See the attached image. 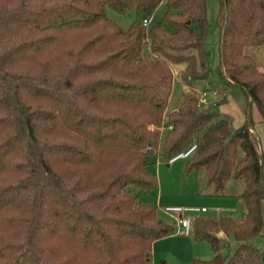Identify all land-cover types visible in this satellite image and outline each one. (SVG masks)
I'll list each match as a JSON object with an SVG mask.
<instances>
[{
	"label": "trees",
	"instance_id": "16d2710c",
	"mask_svg": "<svg viewBox=\"0 0 264 264\" xmlns=\"http://www.w3.org/2000/svg\"><path fill=\"white\" fill-rule=\"evenodd\" d=\"M108 6L141 18L124 29ZM217 25L222 84L248 101L233 132L195 91L208 76L207 0H0V264L17 240L38 264H152L154 242L176 229L151 200L153 168L195 144L186 169H205L214 195L232 178L245 186L240 216L195 217L194 238L213 257L194 264L264 263L253 243L264 152L252 113L264 121V71L245 51L264 44V0H220ZM178 63L185 90L168 110Z\"/></svg>",
	"mask_w": 264,
	"mask_h": 264
},
{
	"label": "rangeland",
	"instance_id": "374dc122",
	"mask_svg": "<svg viewBox=\"0 0 264 264\" xmlns=\"http://www.w3.org/2000/svg\"><path fill=\"white\" fill-rule=\"evenodd\" d=\"M219 5L220 0H207L209 29L204 52L208 76L197 82L195 91L198 97H200L202 92H207L209 103L205 105H211L222 115L230 117L231 131L233 132L244 122L248 101L239 87L227 86L222 84L221 81L218 45L220 31L217 25ZM106 10L108 16L124 29H128L134 20L141 18L140 13L135 9L121 13L108 6ZM165 11L166 5L162 4L153 19H161ZM245 51L247 54L251 53L254 55L259 68L264 71V44L259 46L249 45ZM173 66L175 79L168 110H174L179 107L182 93L185 90V86L180 79V74L185 64L178 63ZM252 113L255 120L254 132L259 136L264 152V121L256 105H253ZM164 120L167 122L166 118ZM186 162L187 157H179L173 162H169L163 156H159L157 159V164L153 170L157 173L159 188L152 193L151 200L158 205L161 217L168 223H173V218L163 210L166 205L207 208L206 212L194 213V217L199 215L219 217L224 214L238 217L242 214L244 205L236 195L240 194L244 189L245 183L243 179H230L224 190V195L217 196L214 195V186L207 181L206 170L187 171ZM221 240L227 245L236 243L233 235H222ZM253 243L264 252V228L263 236L255 238ZM5 249L14 255V259L10 264H38L32 256V253L37 255L38 250H34L31 245L24 244V240L13 241L10 245L5 246ZM223 252L227 253V248H224ZM212 257V250L206 241L198 242L195 240L193 233L185 235L177 232V229L171 235L157 239L153 244L151 253L152 264H194L195 258L211 259Z\"/></svg>",
	"mask_w": 264,
	"mask_h": 264
},
{
	"label": "built area",
	"instance_id": "2783aa9c",
	"mask_svg": "<svg viewBox=\"0 0 264 264\" xmlns=\"http://www.w3.org/2000/svg\"><path fill=\"white\" fill-rule=\"evenodd\" d=\"M149 19L144 20V24H148ZM200 103L208 104L207 92H202L200 95ZM196 148V144L191 146L187 151L175 156L169 162H173L179 157H187ZM164 212L173 218V223L176 225L177 232L190 235L193 233L194 229V219L193 216L196 212H206V207H193V206H180V205H166L163 208Z\"/></svg>",
	"mask_w": 264,
	"mask_h": 264
},
{
	"label": "crops",
	"instance_id": "0c3cea01",
	"mask_svg": "<svg viewBox=\"0 0 264 264\" xmlns=\"http://www.w3.org/2000/svg\"><path fill=\"white\" fill-rule=\"evenodd\" d=\"M259 46V45H258ZM246 49V48H245ZM248 55H250L251 57H253L254 59H255V57H254V55H252L251 53L250 54H248ZM255 61H256V59H255ZM257 65H258V63H257ZM258 67H259V65H258ZM262 117V116H261ZM263 149V148H262ZM198 207V206H197ZM196 213H199V212H196ZM224 236V235H223ZM221 237H222V235H221Z\"/></svg>",
	"mask_w": 264,
	"mask_h": 264
}]
</instances>
